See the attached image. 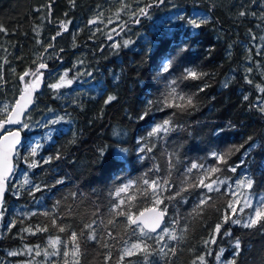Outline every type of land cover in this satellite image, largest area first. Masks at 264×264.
<instances>
[{"label": "trees", "instance_id": "1", "mask_svg": "<svg viewBox=\"0 0 264 264\" xmlns=\"http://www.w3.org/2000/svg\"><path fill=\"white\" fill-rule=\"evenodd\" d=\"M128 3L135 8L137 0ZM119 7L117 0H75L74 7L70 0H0V24L7 29V34L0 33V105H13L22 87L19 76L35 69L39 54L53 45L45 54L48 69L43 71V86L23 118L29 127L21 131L23 140L7 182L0 225V264H63L62 256L43 255L45 249L51 252L49 237L59 235L67 240L71 230L83 229L94 218L106 221L110 218V193L124 183L141 180L145 173L152 179L168 176L170 155L173 191L182 186L185 170L193 162L209 168L217 166L213 152L225 154L226 163L219 164L220 171L209 174L206 182L216 179L224 183L219 184V191L209 193L206 188L190 187L182 193L184 199L165 200L168 212L161 227H171L172 219L180 216L189 228L182 241L171 242L177 249L175 256L149 257L155 264H192L197 255L207 251L204 241L215 235V225L222 222L225 213L231 215L229 193L237 181L252 177L255 183L249 194L256 199L264 197V111L254 107L264 102V93L256 87L264 86V19L260 18L264 0H166L150 9V15L141 17L138 24L123 14L116 20L113 13ZM242 10L256 15L240 17ZM98 11L103 15L96 24L89 25ZM109 18L113 19L112 24H108ZM191 18H207L209 22L194 29L188 23ZM61 21H70L68 30L53 41ZM125 21L128 26L120 31L117 25ZM113 28L119 35L110 31ZM38 39L42 42L39 45ZM124 40L131 43L124 47ZM113 43L120 47L113 48ZM166 60L171 61V67L162 73ZM249 67L251 73L246 71ZM66 69L71 70L69 78L75 79L72 85L54 93L48 85ZM185 69L205 75L196 80L182 79ZM88 72L91 76L85 74ZM246 75L251 84L246 82ZM178 78L179 88L194 95L195 106L187 111H160L157 101L166 84ZM109 95L116 99L106 105ZM149 101L153 102L151 106ZM56 117L64 120L45 126L46 120ZM170 117L178 125L175 130L166 136L148 137L154 126ZM141 137L145 138L144 144L155 145L151 152L138 151ZM37 145L36 155L32 156L31 149ZM58 153L61 158L55 159ZM49 157L53 159L45 163ZM33 162L36 166L30 167ZM155 166L160 167L159 173L150 171ZM198 176L200 172L193 169L188 179L198 184ZM25 179L30 183L25 184ZM57 180L63 183L57 184ZM35 186L40 190L36 191ZM72 193H77L75 200ZM202 194L211 197L208 206L202 213L190 215ZM69 206L73 209L71 216L66 215ZM97 206L103 215L94 217ZM151 206L150 197H136L135 211ZM250 211L246 208L236 215L247 219ZM44 212L49 215H42ZM54 214L71 226L68 231L59 233L51 226ZM115 219V227L108 225L97 230L104 240L107 230L117 235L118 239L108 241L110 248L87 241L86 237L81 241L82 264H105L109 251L113 257L110 264H117L122 241H135L124 227V217ZM13 221L15 226L9 230ZM36 225H48L49 230L35 235L22 231ZM229 230L232 235L224 236L223 232ZM236 238L243 249L239 264H261L264 228L259 225L245 229L230 222L224 224L221 234L216 235V243L209 247L214 252L224 249L222 259L228 260ZM36 245L40 246L39 256L35 251L8 256L10 251L25 252L26 246ZM208 260L216 264L214 257ZM129 261L145 264L142 254L126 257L124 264Z\"/></svg>", "mask_w": 264, "mask_h": 264}, {"label": "snow or ice", "instance_id": "2", "mask_svg": "<svg viewBox=\"0 0 264 264\" xmlns=\"http://www.w3.org/2000/svg\"><path fill=\"white\" fill-rule=\"evenodd\" d=\"M73 7L75 6V0H70ZM253 3L256 0H252ZM117 3L120 5L119 8L113 13V16L116 20H120L121 15H128L129 20L138 24L140 22L141 17H147L150 15V9L154 7H159L166 3V0H137L136 7L133 8L128 0H117ZM141 3L143 6H141ZM41 9H36V11H40ZM49 12L51 11V4L48 5ZM255 16L256 13H249L246 10H242L239 12L240 17H245L247 15ZM103 15L102 11L97 12V16L93 17L89 20V25L96 24L99 18ZM183 18V17H180ZM261 19H264V13L261 14ZM50 22V21H49ZM113 19L109 18L108 24H112ZM209 21L207 18H191L188 20V23L194 28H200L202 25L207 24ZM69 22H60V31L56 33V36L52 37V40L55 41L58 36H60L64 31L68 30ZM128 26V22L125 21L122 24H118L117 27L120 31H124ZM99 31V29H97ZM112 33L119 35V32L116 31L115 28L110 30ZM0 33L7 34V29L0 24ZM37 35H39V31L37 30ZM95 35V33H93ZM108 39H112V35H108ZM255 39V36H253ZM264 39V37H262ZM37 44H41L42 42L38 39ZM131 43L130 40H124L123 46L127 47ZM113 48H118L120 45L118 43H113ZM53 48L52 44H49L45 47L44 52L40 53L38 56L39 63L37 64L35 69L26 70L19 76L20 82L23 84V88L20 92V96L16 99L14 105L3 104L0 105V217H3V197L4 193L7 190V182L9 177L12 175L14 171L13 159L18 155L17 146L21 143L20 132L29 127V124L24 122V117L28 115L29 106L33 103V93L40 88L41 82L43 81L44 72L42 70H46L48 65L45 61V54L49 53V49ZM63 51V49H61ZM7 59L5 58L4 63H7ZM36 63V61H34ZM78 63H83V61H78ZM76 67L75 65L73 66ZM171 67V61L166 60L162 64V73L167 72ZM15 72V69L12 70ZM70 69H66L62 74L59 75L56 82L48 85L49 88L53 90L54 93H58L60 89L64 87H68L72 85L73 78H69ZM248 73L252 72V68L249 67L246 70ZM80 73L78 72L77 75ZM86 75L91 76V73H85ZM202 73H198L194 69H185L182 74V79H199ZM2 74H0V80H2ZM179 79H173L168 81L166 84V90L161 94V97L157 101L161 105L160 111H163L165 108H173L178 111H187L189 108L195 106V98L193 94H186L182 89L179 88ZM245 80L247 83L251 84L252 80L246 75ZM227 86V85H225ZM206 87V86H205ZM257 89L264 93V86L259 84L256 85ZM204 89L201 88L200 91ZM116 97L114 95H109L104 103L107 105L114 101ZM245 100L248 99L247 96L244 97ZM152 101H149V106L152 105ZM254 107L259 108L261 111H264V102H259ZM147 111L144 113L146 116ZM176 113H173L175 115ZM144 116L140 118L143 119ZM64 120V117H56L54 119L46 120L45 126L55 125ZM7 125H19V128L14 130L8 129ZM178 125H174L171 117L169 119H165L161 124H158L152 128V130L148 133V137L151 138L153 136L161 137L166 136L170 131L175 130ZM145 140L144 137H141L138 140V144H140V148L138 151L140 153L151 152L155 145H146L143 143ZM39 145L33 147L31 149V155L35 156ZM124 150L121 149V152ZM104 155L103 150H101V156ZM247 155V153H245ZM211 156L217 161V166L214 167H205L203 164H197L193 162L191 167L185 170V179L182 181V186L173 191V185L170 183L171 169L173 167L172 156H169V173L168 176H157L155 179L150 178V176L145 173L144 177L141 180L137 181H129L115 188L113 192L110 193L112 197L111 207L108 211V218L105 219H92L90 223L84 224L83 229L71 230L70 237L67 240H63L59 235L55 237H49L48 239V248L51 249L49 252L47 249L44 250L43 255L45 258L49 256H62L63 264H82V257L84 252L81 248V241L85 239L91 242H99L102 244L104 248H110L111 244L108 241H114L118 239L117 235L112 230H107L106 236L107 240H104L98 233V229L107 228L108 225L115 227L117 225L116 217H124L126 224L124 227L130 230L131 236L135 237V241L131 240H123V247L120 250L119 261L117 264H124L126 257H132L138 254H142L144 256L145 264H155L154 261L149 260V257L152 256H160L167 258L170 255L175 256L176 254V246L171 242H180L185 238V233L189 228V224L184 222V218L180 216H176L171 221V227L164 226L161 227L163 219L168 212L167 205H164L165 200L172 201L177 198L184 199L182 193L186 192L190 187H202L206 188L207 191H219V184L224 183L223 181H218L216 179H212L210 182H206L208 180L209 174H214L220 171L219 164L226 163V155L222 153H211ZM60 154L58 153L55 159H60ZM53 157H49L45 160V163L50 162ZM118 159H123V157H118ZM141 160L144 159L143 156L140 157ZM243 163V161H241ZM35 162L30 165V167H34ZM193 169L198 170L200 172V176L198 179V184H193L188 179V174L192 173ZM150 171L159 173L161 171L159 166H155ZM230 171H236V168H230ZM25 184L30 183L27 179L24 181ZM57 184L63 183L62 180H57ZM255 181L252 177L246 176L243 180L237 181L236 187L240 190L239 196H243V203L239 199L236 191H230V195L233 197V200L229 202L228 208L231 209V215L225 213L223 216V220L221 223H217L215 225V235H211L208 240L204 241L205 247L207 251L202 254H199L192 261V264H210L208 257H214L216 264H239V257L242 254V245L239 238H236L233 242V252L232 258L225 260L222 259V254L224 249H220L219 252H214L209 245L216 243V235L221 234V229L224 224L231 223L233 225H240L245 229L256 228L258 225L261 228H264V197H260L259 199L253 198L248 195L253 188ZM184 185H187L186 187ZM231 185L229 188L231 189ZM135 189V191H130ZM35 190L39 191V186H35ZM167 192L168 195L165 196L164 193ZM18 195L19 193H15ZM72 198L75 200L77 197V193H72ZM140 196L143 198L150 197L152 199V206L146 207L142 211H135L136 209V197ZM211 197L207 194H202L199 202L193 207L191 214H199L202 213L204 208L208 206ZM186 202V201H185ZM240 205L239 207H234L233 205ZM59 202H57V206ZM164 205L163 207H160ZM251 209V211L247 214V219H242L238 217L237 212L243 213L244 209ZM73 212L72 206H69L66 215L71 216ZM31 215H36V213H31ZM44 216H48V212L42 213ZM103 213L101 209L97 206L95 211L93 212V216H102ZM63 218L58 214H54L51 217V226L58 230L59 233H65L70 229V225H65L62 222ZM15 226V221L9 224V230ZM49 230L48 225H36L35 228L32 226H28L22 229L23 232L35 235L37 232H47ZM159 230V231H158ZM224 236H231V231L223 232ZM35 251V255H41L40 246L36 245L33 247H27L26 251H10L8 252V256H18L24 255L26 253H32ZM105 264H110L113 259L111 251L104 257ZM30 264V262H29ZM129 264H133V262L129 261ZM261 264H264V258L261 259Z\"/></svg>", "mask_w": 264, "mask_h": 264}, {"label": "water", "instance_id": "3", "mask_svg": "<svg viewBox=\"0 0 264 264\" xmlns=\"http://www.w3.org/2000/svg\"><path fill=\"white\" fill-rule=\"evenodd\" d=\"M47 65H48V64H47ZM47 69H48V67H47ZM47 69H46V70H47ZM42 71H44V70H42ZM43 82H44V76H43V81L41 82L40 88H38V89L33 93V103H34V99H35L36 93H38V92L41 90L42 86H43ZM22 88H23V84H22L21 90H22ZM21 90H20V92H21ZM20 92L18 93L16 99L19 98V96H20ZM16 99H15V101H16ZM15 101H14L13 105L15 104ZM33 103L29 106V110H30L31 107L33 106ZM7 126H14V127L12 128V130L18 128V125H7ZM20 138H21V142H22V140H23V134H22V132H20ZM20 144H21V143H20ZM20 144H19V145H20ZM19 145L17 146V148L19 147ZM13 165H14V159H13ZM6 191H7V190H6ZM6 191H5V193H6ZM5 193H4V197H5ZM4 197H3V200H4ZM164 221H165V217H164V219H163L162 224L164 223ZM0 225H1V217H0ZM161 226H162V225H161Z\"/></svg>", "mask_w": 264, "mask_h": 264}, {"label": "rangeland", "instance_id": "4", "mask_svg": "<svg viewBox=\"0 0 264 264\" xmlns=\"http://www.w3.org/2000/svg\"><path fill=\"white\" fill-rule=\"evenodd\" d=\"M233 190L236 191V192H237V195L239 196V192H240V190L236 187V184L234 185L232 191H233ZM248 195L251 196V195L249 194V192H248ZM251 197H252V196H251ZM239 199H240L241 204H242V203H243V199H244V197H243V196H239ZM232 200H233V197H232ZM233 206H234V207H239L240 205H236V204H234ZM237 213H239V212H237Z\"/></svg>", "mask_w": 264, "mask_h": 264}]
</instances>
